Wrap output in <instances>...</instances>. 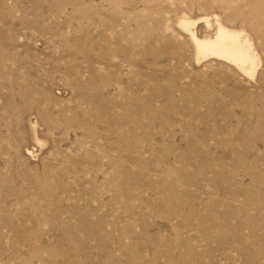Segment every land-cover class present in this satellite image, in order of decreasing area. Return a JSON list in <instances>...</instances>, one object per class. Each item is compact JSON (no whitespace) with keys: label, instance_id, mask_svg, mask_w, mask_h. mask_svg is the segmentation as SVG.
Wrapping results in <instances>:
<instances>
[{"label":"rangeland","instance_id":"374dc122","mask_svg":"<svg viewBox=\"0 0 264 264\" xmlns=\"http://www.w3.org/2000/svg\"><path fill=\"white\" fill-rule=\"evenodd\" d=\"M0 264H264V0H0Z\"/></svg>","mask_w":264,"mask_h":264},{"label":"bare ground","instance_id":"6f19581e","mask_svg":"<svg viewBox=\"0 0 264 264\" xmlns=\"http://www.w3.org/2000/svg\"><path fill=\"white\" fill-rule=\"evenodd\" d=\"M204 22L206 27L210 28L208 18H204ZM197 23V20L187 18L178 22L193 45L196 61H222L248 77L254 76L258 57L250 39L243 31L226 27L214 16L213 33L198 35L195 28Z\"/></svg>","mask_w":264,"mask_h":264}]
</instances>
